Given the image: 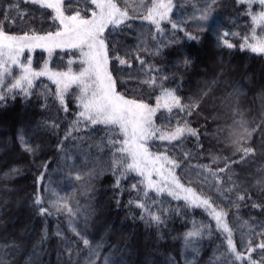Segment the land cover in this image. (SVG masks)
<instances>
[{
	"label": "trees",
	"instance_id": "1",
	"mask_svg": "<svg viewBox=\"0 0 264 264\" xmlns=\"http://www.w3.org/2000/svg\"><path fill=\"white\" fill-rule=\"evenodd\" d=\"M116 2L121 8L127 6L134 17L126 21L132 25L130 29L121 26L111 35V29L105 32L109 70L117 92L155 106L159 87H149L143 81L156 76L158 85L174 90L183 104L193 100L198 103L191 115L176 109L169 114L161 109L154 119L157 127H163L168 124L163 117H169L173 128L187 121L197 130L199 139L188 135L182 142L153 139L148 147L177 161L180 166L174 172L180 183L228 213L226 219L237 250L246 254L241 241L247 244L251 239L255 246L264 239L259 235L260 226H264V186L258 183L264 177V54L240 47L246 37L249 43H255L253 29L256 39L264 37V24H254L247 14L249 8L258 12L259 6L218 0L209 28L203 30L194 17L200 15L198 9L208 0H173L170 19L178 23V28L173 29L165 20L160 24L162 31L157 32L155 25L140 18L145 9L139 6V0ZM68 5L69 0H65L66 14L80 10L86 18L94 9L86 0H72ZM53 15L30 0H0V26L8 34L55 32L59 25ZM218 32H229L225 39L235 47H224ZM185 33L198 36V40H188ZM185 52L192 58L187 66L182 63L181 54ZM114 55L128 64L120 65ZM77 56L76 51L54 50L49 56L45 50L36 49L26 50L21 59L26 62L30 57L37 71L47 62L51 71L61 72L67 71L69 60L76 61L71 67L78 71ZM17 72L14 69V75ZM34 84L27 99L18 95L0 103V264H246L228 256L226 240L204 208L187 207L183 199L164 193L156 199L161 202L159 207L168 209L165 223L157 226L141 219L142 210L128 202L140 199L131 185L143 178L131 173L120 180V188L114 187L117 177L109 167L111 153L104 126L90 127L81 122L79 131L64 139L80 110L76 86L65 94V112L55 98L56 85L47 76L37 78ZM54 123L58 127H53ZM221 126L223 132L218 130ZM245 128L251 135L241 144L246 143L255 152L241 160L242 153L236 152L237 146L231 141L240 138ZM21 133L32 152L24 150ZM102 141L103 151L98 147ZM226 163L229 168L217 173L220 183L213 187L217 178L201 166L215 171ZM45 164L46 169L42 167ZM12 169L19 171L10 175ZM41 173L44 180L38 184ZM77 174L83 179L76 180ZM229 177L233 183H228ZM233 185L239 187L238 193L235 188L227 195L217 191L218 187ZM46 188L66 197L81 214L70 218L66 212L52 209V215H39L33 200L37 194L47 199L50 193ZM245 190L247 196L237 211L229 198L236 200ZM177 208L178 212L172 211ZM195 225L206 226L209 232L186 244L185 233ZM81 236L89 240L90 247L84 246ZM252 256L258 259L260 250Z\"/></svg>",
	"mask_w": 264,
	"mask_h": 264
},
{
	"label": "snow or ice",
	"instance_id": "2",
	"mask_svg": "<svg viewBox=\"0 0 264 264\" xmlns=\"http://www.w3.org/2000/svg\"><path fill=\"white\" fill-rule=\"evenodd\" d=\"M30 2L40 8L51 10L54 13L52 19L54 22H58L59 27L55 32H48L43 35L35 32L12 35L6 33L0 26V103L9 97L14 99L18 95H22L27 99L32 95L31 90L35 87L34 81L41 76H47L56 85L55 98L59 101L63 111L67 112L65 94L73 85L76 86L78 89L76 100L80 110L76 114L77 119L73 121L64 139L71 137L73 131H79L77 125L81 122H87L90 127L104 126L106 146L111 153L109 167L113 175L117 177L114 187L120 188V180L131 173L143 178L137 184L131 185L132 190L137 192L140 199L128 202L130 205L134 204L135 207L142 210L141 219L157 226L165 223L164 216L168 209L159 207L161 202L156 197L167 193L168 196H172L177 200L183 199L187 207L204 208L209 212L215 220L216 230L226 240L225 252L229 257H234L235 261H246V264H264V239L255 246L252 245L251 239L248 240L247 244L241 241L242 246L246 248V254L238 252L233 240L232 228L227 223L228 213L224 209L214 206V202L210 198L199 195L193 188L185 187L180 183L174 172V169L180 166L177 161L164 153L156 154L149 150L148 142L153 139L168 141L169 143L172 141L182 142L186 135L199 139V133L188 126L187 121L182 124L178 123L173 128L169 117H163V119L168 120V124L163 127H157L154 119L161 109L169 114H172L173 110L176 109L179 112H184L185 115H191L192 111L198 107V103L193 100L189 104H183L174 90L158 85L156 76H151L143 81L149 87H159L160 94L157 97L155 106L136 99H127L117 92L116 80L109 70V45L105 32L111 29L109 31V35H111L121 26L125 29L132 27L131 24L126 23V21L134 19L129 15L127 6L121 8L116 0H86L90 5H94L91 16L86 18L81 15L80 10H75L72 14H66L65 0H30ZM71 2L72 0H69V7ZM237 3L258 5L260 8L258 12H253L249 8L247 14L254 24H264V0H237ZM139 6L145 9V13L140 18L155 25L157 32L162 31L160 24L165 20L171 23L173 29L178 28V23L172 22L170 19V14L174 8L173 0H139ZM214 6H218V0H208L203 8L198 9L200 15L194 17L197 20L198 27L208 30V22L213 17ZM5 19H8V17L5 16ZM180 30L183 31L182 28ZM185 35L188 40H198L196 35L189 33H185ZM229 35V32H223L222 35L219 32L217 33L219 42L224 47L231 49L235 45L225 39ZM252 39L255 40V43H249L246 37L245 42L240 46L241 50L247 48L253 53L264 54V37L256 39L255 29H253ZM36 48L46 50L49 56L52 55L55 49L77 50L79 52V71L74 72L72 70L71 65L76 62L73 60L68 61L67 71H51L47 62L39 71L34 70L30 57L26 58V62L22 61L21 58L26 50L31 52ZM113 51L115 52V45H113ZM181 56L182 63L185 66L192 62V58L188 53H182ZM113 58L118 60L120 65L128 64L127 60L118 55H114ZM136 59L139 60V57L137 56ZM140 63L143 65L144 61L140 60ZM129 67H131L130 64ZM14 69H18L15 75ZM160 79H167V77H161ZM53 127H58V124L54 123ZM218 130L223 132L224 127L221 126ZM250 135L251 132L245 128L240 138L231 141L237 146L236 152L242 153L241 160L253 155L255 152L246 143L241 144V141H246ZM19 139L25 151H33L25 141L23 133L19 135ZM103 146L102 141V145L98 146L99 150L103 151ZM200 147L203 146L200 145ZM187 155L189 153H185V156ZM224 159L228 160L229 158ZM215 162L216 160H213V163ZM229 166L226 163L224 168H218L215 171L207 165L201 167L211 176L217 178L216 183L213 184V187H217V184L220 183L217 173L225 172ZM42 167L46 169L47 165L45 164ZM18 171L12 169L9 174H16ZM88 175L91 176L92 173L90 172ZM154 175L159 179L154 180ZM75 179L82 180L83 177L77 174ZM43 180L44 174L41 173L37 178V183L39 184ZM228 183H233L231 177L228 178ZM258 183L264 186V177H261ZM233 188L237 193L240 191L239 187L235 185L232 188L218 187L217 191L227 195L233 192ZM45 191L50 193L47 199L37 194L33 200V205L37 207L39 215H52V209L57 212H66L70 218L81 214L79 208L74 210L69 205L66 197L59 196L58 193L51 191L49 188H46ZM150 192L155 195L149 196ZM180 193H184V195L181 196ZM246 196L247 192L245 190V194L237 195L236 200L229 198V203L239 211V203L245 201ZM248 198L250 199V196ZM117 204H119V201H117ZM252 206L255 208L262 207L258 204ZM172 211L178 212L179 208ZM69 222L71 223V219ZM73 231H75V228H73ZM208 232L209 229L206 226L195 225L193 230L185 233V242L191 244L192 238L202 237ZM56 234L61 235L59 231ZM76 234L81 235L80 233ZM259 235L264 238V226H260ZM81 239L85 247H90L87 238L81 236ZM98 247L99 245H97ZM257 250H260L258 259L252 256V253Z\"/></svg>",
	"mask_w": 264,
	"mask_h": 264
},
{
	"label": "rangeland",
	"instance_id": "3",
	"mask_svg": "<svg viewBox=\"0 0 264 264\" xmlns=\"http://www.w3.org/2000/svg\"><path fill=\"white\" fill-rule=\"evenodd\" d=\"M89 18V17H88ZM36 49H40V50H42L41 48H36ZM35 49V50H36ZM35 50H33V51H35ZM44 50V49H43ZM55 50H61V49H55ZM65 50H68V51H72V52H74V51H76V53H77V58L79 59V52L77 51V50H73V49H65ZM64 50V51H65ZM33 51H31V52H33ZM45 52H47L46 50H45ZM48 53V52H47ZM79 71V70H78ZM56 72V71H55ZM58 72V71H57ZM62 72V71H61ZM74 72H76V71H74ZM79 112V111H78ZM153 179L155 180V179H159L157 176H153ZM182 194H184V193H182Z\"/></svg>",
	"mask_w": 264,
	"mask_h": 264
}]
</instances>
